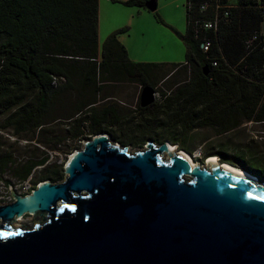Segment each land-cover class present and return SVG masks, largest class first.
Here are the masks:
<instances>
[{
	"label": "trees",
	"instance_id": "16d2710c",
	"mask_svg": "<svg viewBox=\"0 0 264 264\" xmlns=\"http://www.w3.org/2000/svg\"><path fill=\"white\" fill-rule=\"evenodd\" d=\"M146 1L124 3L144 7ZM202 4H206L203 10ZM185 8L186 30L180 34L185 61L167 65L130 60L119 40L120 31L108 35L99 50V0H0V129L46 145L50 143L46 136L49 127L58 122L66 123V131L55 136L54 144L83 137L84 128L89 136L98 133L100 123L84 122L97 102L96 91L115 71L111 62H120L121 70L140 85L155 83L161 67H173L164 75L165 80L184 70L171 105L168 102L166 107L173 106L178 112L170 113L169 119L178 116L190 130L211 126L221 135L244 123L264 124V0H185ZM205 21L215 26L205 28ZM206 41L209 46L204 51L201 44ZM78 81L88 89L94 86L95 95L71 108L55 110L63 94ZM139 110L148 109L139 106ZM259 146L254 150L243 144L237 148L243 153L235 159L223 151L216 153L221 162L263 182L264 144ZM34 149L40 151L37 145ZM48 160L46 153L23 162L12 152L0 153V177L11 169L16 178L25 180ZM63 163L45 167L40 181L63 179Z\"/></svg>",
	"mask_w": 264,
	"mask_h": 264
},
{
	"label": "water",
	"instance_id": "95a60500",
	"mask_svg": "<svg viewBox=\"0 0 264 264\" xmlns=\"http://www.w3.org/2000/svg\"><path fill=\"white\" fill-rule=\"evenodd\" d=\"M152 101L145 87L140 106ZM166 150L148 142L131 153L98 132L71 153L62 181L26 195L9 186L0 264H264V181Z\"/></svg>",
	"mask_w": 264,
	"mask_h": 264
},
{
	"label": "rangeland",
	"instance_id": "374dc122",
	"mask_svg": "<svg viewBox=\"0 0 264 264\" xmlns=\"http://www.w3.org/2000/svg\"><path fill=\"white\" fill-rule=\"evenodd\" d=\"M124 1L99 0V50L108 35L120 31L119 40L124 45L128 58L133 62L167 65L183 63L185 61V46L180 34L186 30L185 0H156L157 8L154 11H149L141 6L126 5ZM262 26L264 27V23ZM172 68L165 66L156 72L155 83L162 92L155 97L159 105L157 109L146 112L139 110L137 105L138 86H132L133 90L128 87L132 90L128 94H124L122 90L118 89L115 90V93L113 92L114 96L109 104L114 105V109L122 118L113 116L101 123V129L109 135L112 141L117 142L121 147H127L131 153L145 149L148 142L158 146L168 141L177 148V151H184L199 165H206L210 155H215L220 160L216 153L218 151H223L228 157L235 159L236 156L240 157L243 153L242 150L237 149L242 148L243 144H250L254 150L260 148V144H264L263 123H244L234 131L218 135L216 129L211 126L190 130L188 126L183 125L184 123L181 124L178 116L171 115L169 119L170 113L178 112L173 106L170 107L171 109H167L166 104L169 102L171 105V97L175 92L177 82L186 74L184 70L179 69L174 76L165 81L164 75L169 73ZM106 92L108 93V91ZM104 94V91L96 92L95 96L99 99L96 106L99 109L108 104L107 101H102ZM63 96L66 99L74 100L75 93L73 90H67ZM123 103L125 104L123 105ZM124 116L125 118H123ZM168 123L171 125L166 126ZM65 124L58 122L57 126L53 124L49 127L51 129L46 136L50 139V143L47 145L36 144L37 142L34 140L29 142L24 138H17L10 129H0V153L12 152L19 162H23L35 154L42 156L46 153L49 155L48 163L35 168L25 180L16 178L11 169L6 171L0 177V204L12 201H9L11 190L21 195L30 193L32 187L42 181L39 178L44 174L45 167L54 163H66L74 151L73 147L81 148L83 146V137H89L85 128L83 137L75 141L65 139L59 144L53 143L56 139L55 136L65 134ZM35 145L39 146L40 151L34 149ZM167 157L168 154L164 153V158ZM248 161L254 165L256 163L252 159ZM28 185H30L29 189L25 190L24 187Z\"/></svg>",
	"mask_w": 264,
	"mask_h": 264
},
{
	"label": "crops",
	"instance_id": "0c3cea01",
	"mask_svg": "<svg viewBox=\"0 0 264 264\" xmlns=\"http://www.w3.org/2000/svg\"><path fill=\"white\" fill-rule=\"evenodd\" d=\"M111 66H114L115 71H111L112 72L111 76L109 77L107 76V78H105L103 85L100 87V92L101 91L105 92L104 98L102 101H107L108 104L104 105L103 107H100L99 109V107L96 106V103L99 100L97 99V102L92 105L93 111L91 113H88V115H90V118L85 119V122H84L85 125L89 124L90 121L92 120V122L100 123L99 126H101L102 122H104L105 120L109 118H113V116L122 118L121 115L118 114V111L114 109V105L109 104V101L113 99V96H114L112 95L113 92L115 93V90L118 89V90H122L124 94H128V93H131V91L133 90L132 86H138V88L140 87V83L137 80L132 79L131 77H129L126 71L121 70L123 68H121L122 64L120 62L119 63L111 62ZM107 74L108 72H105V76ZM79 82L80 81L75 83L74 87L71 89L73 90V93H75L74 100L73 99L69 100V99H66L65 97H61L60 98L61 103L59 102L60 104L58 103L55 105V110L61 107H66V106L71 108L72 106H74V104L78 105L79 103H81V101L87 96L95 95L96 88H94V86L89 87L88 89L86 86L83 87L81 84H78ZM128 87L132 88V90ZM106 91H108V93ZM109 92H112V93H109ZM119 102L122 103V101H119ZM124 104L125 103H123V105ZM123 118H125V116ZM98 132H104V131L101 130L100 128Z\"/></svg>",
	"mask_w": 264,
	"mask_h": 264
},
{
	"label": "bare ground",
	"instance_id": "6f19581e",
	"mask_svg": "<svg viewBox=\"0 0 264 264\" xmlns=\"http://www.w3.org/2000/svg\"><path fill=\"white\" fill-rule=\"evenodd\" d=\"M166 143H167V150L164 153L171 154L173 152H177V153L179 152L180 154H182L188 160V162L192 166L199 165L188 154H186L184 151H182V150L177 151V148L172 143H169L168 141ZM164 153L162 154L163 157H164ZM220 162L221 161L219 160V158L217 156L212 155V156L208 157L206 165L210 166L212 164H216V163H220ZM221 164H222L221 167H224V168H226L228 170H231L235 174L242 175V176H252L249 173L245 172L244 170L239 169V168H237L234 165H231L229 163L221 162ZM249 178H251L254 181H257V178L255 176H252V177H249Z\"/></svg>",
	"mask_w": 264,
	"mask_h": 264
},
{
	"label": "flooded vegetation",
	"instance_id": "af4514ba",
	"mask_svg": "<svg viewBox=\"0 0 264 264\" xmlns=\"http://www.w3.org/2000/svg\"><path fill=\"white\" fill-rule=\"evenodd\" d=\"M145 87H151V89L153 90V101L148 106H146V108L148 110L157 109L159 107V105L157 104V100L155 97L159 96L161 90L156 83H153V84L147 83V84L140 85V87L138 88V92H137V105H138V107L140 106V94L142 93V91ZM161 94H162V92H161ZM183 125L187 126L186 124H183Z\"/></svg>",
	"mask_w": 264,
	"mask_h": 264
},
{
	"label": "built area",
	"instance_id": "2783aa9c",
	"mask_svg": "<svg viewBox=\"0 0 264 264\" xmlns=\"http://www.w3.org/2000/svg\"><path fill=\"white\" fill-rule=\"evenodd\" d=\"M205 8H206V4H202V5L200 6V9H202V10L205 9ZM203 26H204L205 28H212V27L215 26V24H214V22H212V21H205V22H203ZM208 46H209V42H208V41L203 42V43L201 44V47H202V49H203L204 51H206V50L208 49ZM82 143H83V142H82ZM29 187H30V185L25 186L24 188H25V190H28ZM11 200H12V197L9 198V201H11Z\"/></svg>",
	"mask_w": 264,
	"mask_h": 264
}]
</instances>
